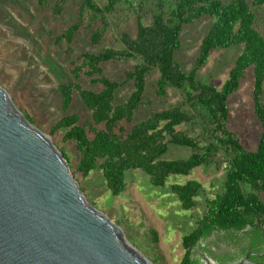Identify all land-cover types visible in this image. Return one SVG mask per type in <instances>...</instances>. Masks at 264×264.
<instances>
[{"label": "trees", "instance_id": "trees-1", "mask_svg": "<svg viewBox=\"0 0 264 264\" xmlns=\"http://www.w3.org/2000/svg\"><path fill=\"white\" fill-rule=\"evenodd\" d=\"M45 0H39L43 4ZM132 0H80L78 21L57 37L65 39L69 49L74 36L83 27L92 30L90 40L98 45L108 27L109 15L121 4ZM66 0H58L54 13L60 15ZM264 0H154L152 22L146 25L137 15L136 34L121 36L122 49L103 48L86 52L80 57L81 65L75 71L86 69L89 86L68 82L58 86L63 117L48 130L50 136L63 133V142L71 143L70 150L60 152L76 174L87 178L101 171L109 192L120 196L127 188V173L142 171L150 184L168 188L179 199L182 210L198 208L197 198L203 186L195 179L183 184L170 185V179L187 177L199 167L209 169L225 164L222 190L212 199H206L193 231L182 238L184 256L180 264H198L193 249L201 239L214 232L225 237H238L256 231L264 236V37L255 27L256 14L252 6L259 7ZM143 8V6H142ZM209 18L212 22L195 58V67L186 72L176 59L181 49L185 26ZM85 19L88 20L84 25ZM238 48L228 78L221 89L215 83L199 79V71L217 50ZM135 59L122 77L112 79L105 74L106 64L116 60ZM159 73L156 96L165 97L169 88L180 91L183 103L161 111H154L145 120L135 123L136 113L144 106L148 80L153 72ZM252 72L251 100L253 112L261 128V137L255 151L245 149L238 135L228 128L230 122L229 98L236 93ZM131 84L133 91L124 103L117 101L119 91ZM74 96L89 112L69 114ZM32 123L36 119L26 116ZM190 125L200 131L190 136L177 130ZM170 145L191 149L185 159H164ZM74 153L77 157L74 159ZM151 241L157 243L159 235L150 231ZM157 263L159 258L155 255Z\"/></svg>", "mask_w": 264, "mask_h": 264}, {"label": "rangeland", "instance_id": "rangeland-1", "mask_svg": "<svg viewBox=\"0 0 264 264\" xmlns=\"http://www.w3.org/2000/svg\"><path fill=\"white\" fill-rule=\"evenodd\" d=\"M97 1L101 5L104 0ZM231 1L223 0V3ZM253 1L249 0L251 4ZM57 2L58 0H45L43 4H39V0H0V85L8 91L23 114L34 117V125L47 135L51 126L63 117L58 92L61 83L80 82L82 87L97 88L89 85L90 77L84 74L86 69L79 72L80 79L76 77L75 71L82 62L81 55L98 52L106 47L122 49V33L126 31L135 37L138 14L143 18L144 24L150 25L151 9L154 5V0H132L133 5H119L117 11L108 17L109 27L100 44H92V30L83 27L75 34L74 44L69 49L67 41L63 39L58 42L57 37L78 21L80 0H66L60 15L54 13ZM252 11L256 14L255 27L264 37V4L259 7L253 5ZM87 23L88 20L85 19L84 25ZM211 24L209 18H204L191 26H185L182 32L183 45L176 54V59L184 71L189 72L195 67L194 60L199 46ZM239 54L238 48L214 51L208 63L199 71V79L206 78V81L215 83L221 89L228 78L234 58ZM137 62L135 59L116 60L106 64L104 71L108 77L117 79ZM158 78L157 71L149 77L146 104L136 113L135 123L145 120L154 111L183 103L182 93L173 88L168 89L165 97H157ZM252 82L250 72L248 79L228 102V128L238 135L245 149L249 151L257 149L261 137V128L253 112L251 100ZM132 91L131 84L122 88L117 101L124 103ZM68 113L90 116L78 96H74V104ZM177 130L190 136H196L200 131L188 124L178 127ZM50 137L59 150L62 147L68 150L72 148L70 142H63L62 132ZM192 152L186 147L170 145L164 159H185ZM76 157L77 154L74 153V159ZM71 171L74 172L72 169ZM224 175L225 164H222L209 169L199 167L187 177L170 179V185L183 184L191 179L202 184V192L197 198L198 208L192 211L182 210L176 195L168 188L152 186L149 177L139 170L127 173V188L117 197L109 192L101 171H94L87 178L76 174L75 178L89 203L117 223L131 244L153 264H180L185 253L182 238L196 227L206 199H212L221 192ZM151 230L158 232L157 243L150 239ZM238 237L229 238L225 237V233L214 232L207 240L209 244L215 243L218 248L223 249L225 245L230 247ZM155 255L159 258L157 263L153 260Z\"/></svg>", "mask_w": 264, "mask_h": 264}, {"label": "water", "instance_id": "water-1", "mask_svg": "<svg viewBox=\"0 0 264 264\" xmlns=\"http://www.w3.org/2000/svg\"><path fill=\"white\" fill-rule=\"evenodd\" d=\"M0 264H153L89 203L51 137L1 85Z\"/></svg>", "mask_w": 264, "mask_h": 264}, {"label": "flooded vegetation", "instance_id": "flooded-vegetation-1", "mask_svg": "<svg viewBox=\"0 0 264 264\" xmlns=\"http://www.w3.org/2000/svg\"><path fill=\"white\" fill-rule=\"evenodd\" d=\"M208 240L201 239L193 249V254L198 258V264H205L204 256L217 264H233L244 260L249 256V261L254 264H264V236L256 231L248 234L242 233L239 235L231 246H226L223 249L218 248L217 244L207 245ZM229 252H227V250ZM226 250V253H225Z\"/></svg>", "mask_w": 264, "mask_h": 264}, {"label": "crops", "instance_id": "crops-1", "mask_svg": "<svg viewBox=\"0 0 264 264\" xmlns=\"http://www.w3.org/2000/svg\"><path fill=\"white\" fill-rule=\"evenodd\" d=\"M206 239H207V238H206ZM206 239H204V241H205ZM193 259H194L195 261H197V262H198V260H196V258H194V254H193Z\"/></svg>", "mask_w": 264, "mask_h": 264}]
</instances>
